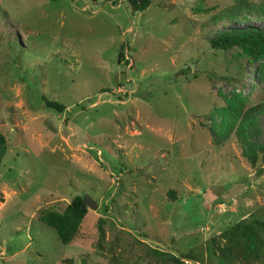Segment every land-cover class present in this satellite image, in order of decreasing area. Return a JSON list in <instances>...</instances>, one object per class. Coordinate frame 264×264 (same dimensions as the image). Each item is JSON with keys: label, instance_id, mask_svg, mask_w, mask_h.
Returning <instances> with one entry per match:
<instances>
[{"label": "rangeland", "instance_id": "1", "mask_svg": "<svg viewBox=\"0 0 264 264\" xmlns=\"http://www.w3.org/2000/svg\"><path fill=\"white\" fill-rule=\"evenodd\" d=\"M233 3L0 0V264H218L209 239L264 207L244 155L264 143V113L241 138L210 129L228 100H264V59L208 43L264 25L212 22ZM77 194L95 206L64 244L41 216ZM187 251L199 261L172 259Z\"/></svg>", "mask_w": 264, "mask_h": 264}, {"label": "trees", "instance_id": "2", "mask_svg": "<svg viewBox=\"0 0 264 264\" xmlns=\"http://www.w3.org/2000/svg\"><path fill=\"white\" fill-rule=\"evenodd\" d=\"M133 11H140L151 5V0H126ZM196 11H208L211 8L196 7ZM247 16L264 21V0L254 3L252 0H234L230 6L214 13L212 22L231 20L240 22ZM212 48L229 50L236 48L238 55L248 62L254 63L264 59V25L247 24L217 30L208 37ZM118 57L123 58L120 49ZM264 67V61L262 62ZM42 103L46 108L63 111V103L41 95ZM246 97H234L223 105L216 107L215 114H210V129L215 136L214 143L220 144L232 134L241 138L246 130L253 125L260 114L264 113V100L246 104ZM219 117L217 122L215 117ZM6 150V139L0 133V164ZM245 157L255 168L256 174L264 173V143L251 142ZM261 155L262 161L256 165ZM88 211L82 195H75L63 211H47L41 216L42 220L55 230L62 243L70 242L77 233L80 222ZM207 254L217 260L218 264H257L264 260V207L237 222L224 228L218 237H212L207 243ZM176 262L183 259L199 261L193 251H187L179 256H173Z\"/></svg>", "mask_w": 264, "mask_h": 264}, {"label": "water", "instance_id": "3", "mask_svg": "<svg viewBox=\"0 0 264 264\" xmlns=\"http://www.w3.org/2000/svg\"><path fill=\"white\" fill-rule=\"evenodd\" d=\"M83 202L88 206V207H94L95 203L93 202L92 198L88 195H85L83 197Z\"/></svg>", "mask_w": 264, "mask_h": 264}]
</instances>
